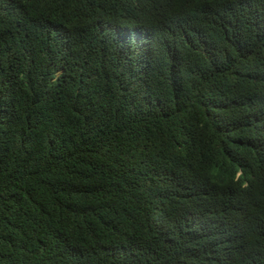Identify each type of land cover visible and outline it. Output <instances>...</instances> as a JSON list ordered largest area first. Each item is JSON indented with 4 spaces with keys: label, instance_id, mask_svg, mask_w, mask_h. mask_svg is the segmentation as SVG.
<instances>
[{
    "label": "trees",
    "instance_id": "1",
    "mask_svg": "<svg viewBox=\"0 0 264 264\" xmlns=\"http://www.w3.org/2000/svg\"><path fill=\"white\" fill-rule=\"evenodd\" d=\"M9 1L0 264H264V0Z\"/></svg>",
    "mask_w": 264,
    "mask_h": 264
},
{
    "label": "clouds",
    "instance_id": "2",
    "mask_svg": "<svg viewBox=\"0 0 264 264\" xmlns=\"http://www.w3.org/2000/svg\"><path fill=\"white\" fill-rule=\"evenodd\" d=\"M113 4V0H110ZM90 4V2H89ZM106 13H108V11L106 10L107 5L103 6ZM90 8V7H89ZM112 8V7H111ZM111 9H109L110 12ZM14 12V8L12 6V4L10 3L9 0H0V34L2 32H6V31H11L10 28H12L13 25L19 24L17 23L19 20L17 21H11V17L13 15ZM48 20V18H47ZM134 24V23H132ZM47 35L49 36L51 32H53V28H52V24L50 22V20L47 21ZM129 27V25H124V26H119L118 31L121 32L123 29ZM65 31L63 30V28H61L60 26L57 25L56 29H55V36L58 38H62L64 35ZM145 38H147V31L146 30H142L136 37L134 40H138L140 42V44H144ZM59 40V39H58Z\"/></svg>",
    "mask_w": 264,
    "mask_h": 264
}]
</instances>
